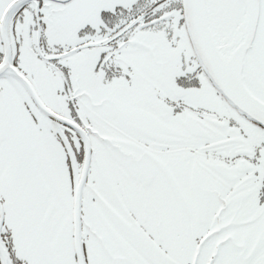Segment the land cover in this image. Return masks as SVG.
I'll list each match as a JSON object with an SVG mask.
<instances>
[{"label":"snow or ice","instance_id":"6c2138e0","mask_svg":"<svg viewBox=\"0 0 264 264\" xmlns=\"http://www.w3.org/2000/svg\"><path fill=\"white\" fill-rule=\"evenodd\" d=\"M0 264H264V0H0Z\"/></svg>","mask_w":264,"mask_h":264}]
</instances>
